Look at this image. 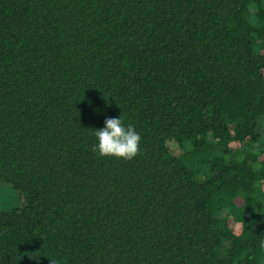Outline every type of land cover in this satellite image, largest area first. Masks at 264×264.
<instances>
[{"label":"trees","instance_id":"1","mask_svg":"<svg viewBox=\"0 0 264 264\" xmlns=\"http://www.w3.org/2000/svg\"><path fill=\"white\" fill-rule=\"evenodd\" d=\"M0 264H264V0H0Z\"/></svg>","mask_w":264,"mask_h":264},{"label":"rangeland","instance_id":"2","mask_svg":"<svg viewBox=\"0 0 264 264\" xmlns=\"http://www.w3.org/2000/svg\"><path fill=\"white\" fill-rule=\"evenodd\" d=\"M18 204V193L9 184L0 185V210L8 209Z\"/></svg>","mask_w":264,"mask_h":264}]
</instances>
